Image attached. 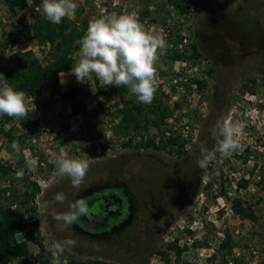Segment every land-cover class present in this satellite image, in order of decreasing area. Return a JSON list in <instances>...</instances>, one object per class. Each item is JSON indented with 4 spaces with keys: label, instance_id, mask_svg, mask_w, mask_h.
<instances>
[{
    "label": "rangeland",
    "instance_id": "374dc122",
    "mask_svg": "<svg viewBox=\"0 0 264 264\" xmlns=\"http://www.w3.org/2000/svg\"><path fill=\"white\" fill-rule=\"evenodd\" d=\"M75 2L77 9H84L83 16H88L89 21L112 13L136 12L146 28L158 30L168 26L166 48L156 64L155 94H164L166 116L184 108L188 117L196 118L199 134L195 145L186 151L172 146L186 153L181 156L152 149H125L120 146L124 137L112 130L118 120L119 100L99 96L97 87L103 84L95 76L86 82H78L71 72L61 76L64 90L82 89L90 118L87 122L81 115L68 118L69 107L50 95L49 84L45 82L43 90L34 96L36 110L30 112L33 119L39 121V127L47 128H39L38 137H34L36 142L26 141L22 151L28 147L36 150L43 162L39 177L44 186L40 187L35 204L46 251L53 260L55 254L67 261L165 264L157 251L175 241L183 249L182 260L190 264H220L211 263L208 258L228 232L237 243L233 258L240 264H264V147L259 145V141H264V0H192L190 9L183 15L172 10L168 0ZM21 13L26 15L23 24L18 20ZM1 19L7 31L17 35V43L23 44L19 52H31L38 59H45L46 48L28 39L32 22L28 9L10 17L7 8L3 7ZM72 20L77 21L76 14ZM182 31L188 32L191 43L204 59L169 58L172 53L190 54V49L187 54L176 50ZM11 53L10 47L0 50V74L9 67ZM78 54L74 55L75 64ZM184 62L187 67L199 65L201 81L206 83L203 92L198 88L193 91V79L173 84L177 76L183 77L181 65ZM209 69L212 70L210 75ZM248 78L256 79L255 83H247L254 92L241 93ZM177 86H182V90L176 89ZM176 102L179 107L174 106ZM225 126L238 129L234 138L239 147L229 155L218 150L224 138L221 129ZM10 127L20 130L18 119L7 120V116H0V162L4 164L14 161L2 134ZM158 130L145 132L144 137L154 139ZM139 137L133 139V143ZM207 153H213V156L204 167L199 166L198 161ZM72 157L87 158L90 163L78 188L72 186L69 177H61L57 171L58 159ZM209 167L220 172H216L219 177L216 183L205 191L203 186ZM24 177H28L27 181L12 178L14 188L21 193L28 183L37 184L30 179L27 170ZM239 179L247 181L241 191L237 186ZM220 180L224 183V193L219 186ZM0 184L6 185L5 182ZM119 184H124L130 191L134 206L130 222L115 232L103 236L87 235L75 229L73 224L67 225L56 219L58 214L69 211L70 205L88 188ZM57 193L64 194L63 202L55 199ZM234 199L253 205L258 220H241L236 216L228 205ZM23 238V233L18 235V240ZM204 239L207 245L194 246L196 241ZM69 240L75 241V245H67L65 242ZM57 242L63 245V252H56L54 244ZM29 249L30 263L43 264L37 257V248L31 245ZM168 255L167 264H176L175 254L170 252ZM228 264H234L233 260Z\"/></svg>",
    "mask_w": 264,
    "mask_h": 264
},
{
    "label": "trees",
    "instance_id": "16d2710c",
    "mask_svg": "<svg viewBox=\"0 0 264 264\" xmlns=\"http://www.w3.org/2000/svg\"><path fill=\"white\" fill-rule=\"evenodd\" d=\"M191 1L168 0L170 5L180 15L185 14L190 9ZM41 4L42 0H31V7L29 8L27 0H0V50L11 48L19 40L15 33L7 31L1 19L3 7L7 8L10 17H15L19 11L28 9L29 17L32 21L28 39L30 42H35L46 48V55L43 61L33 56L31 52H12L9 55V67L1 74L7 79L6 83L9 86L15 90L24 91L28 96L38 95L43 90L44 80L48 79L50 82V95L58 97L61 104L69 107L68 118L81 115L87 122L90 118L83 100L82 89L72 87L64 90L61 87V76L71 72L76 65L74 55L79 53V41L87 31L90 22L89 17L83 16V8H78L75 13L77 21H73L72 18H64L60 24H53L45 18L41 10ZM145 12L147 13V10ZM25 19V14H19L18 20L20 24H23ZM169 58L173 60L204 59L193 42L190 45V54L188 56L172 53ZM211 73L212 70L209 69L208 74L210 75ZM192 82L196 83L198 90L203 92L206 87L205 81L192 80ZM255 82V78H248L241 89V93L254 92L247 87V83ZM4 83L5 80L0 79V86ZM97 94L105 97L118 96L120 104L117 111L118 120L112 130L114 134L124 137V143L120 144L121 147L133 150L152 149L175 156L186 154L181 149H173V139L155 141L153 138L144 137L143 133L158 130L166 117L167 107L162 99L164 94H155L154 99L149 104L139 102L126 86L98 85ZM101 105V103H98L99 107ZM174 106L179 107L180 104L176 102ZM10 119L12 117L7 116V120ZM18 123L20 130L10 127L2 132L14 161L6 164L0 162V182L6 183L5 186L0 184V264H11L13 262L32 264L30 263L31 252L29 246L23 240H18V235L25 230L24 236H26L32 246L37 248V257L43 264H113L98 260L67 261L63 260L61 256L55 257L53 260L51 254L46 251L39 232L40 221L35 204V199L40 194L41 189L37 184L31 182L26 185L21 193L14 188L12 179L19 178L27 181L28 177H24L27 167L21 151L26 141L38 137L40 123L38 120L33 119L30 111L26 118L18 119ZM137 136H140L139 139L133 143V139L136 140ZM13 142L18 143L19 152L13 149ZM259 145L264 147V141H259ZM103 146L106 148L107 143L105 142ZM20 172H22V176H18ZM216 172H220L219 169L215 167L207 168V182L203 186L205 191H209L218 180L219 177H216ZM220 181L219 186L223 191L224 183L223 180ZM246 184V180L240 179L237 186L242 188ZM11 206H14V208H11ZM231 208L241 220H258L255 207L250 203L234 199L231 201ZM25 215L28 216L29 220L24 219ZM188 233L191 234L189 231ZM206 242L205 239L196 241L194 246L201 248L207 245ZM236 247L237 243L232 235L225 232L223 239L220 240L215 252L208 258V261L228 264L230 260H233L234 264H240L238 259L233 258V250ZM162 248L157 251V254L161 256L165 264L169 263L167 258L170 252L175 254L176 264H190L188 261L181 259L183 249L179 248L175 241L166 243ZM53 261L55 262L53 263Z\"/></svg>",
    "mask_w": 264,
    "mask_h": 264
},
{
    "label": "clouds",
    "instance_id": "9594fccd",
    "mask_svg": "<svg viewBox=\"0 0 264 264\" xmlns=\"http://www.w3.org/2000/svg\"><path fill=\"white\" fill-rule=\"evenodd\" d=\"M77 7L75 0H42L41 4L45 18L57 25L64 18H73ZM79 44V59L71 70L78 82H86L94 75L104 86H126L139 102H152L157 88L156 64L166 48L162 29L146 28L136 12L119 15L112 13L90 20ZM0 79L5 80L0 86V116L21 119L26 118L30 110L35 112L33 96L29 97L24 91L9 86L2 74ZM237 130L235 126L221 129L224 138L218 150L222 154L229 155L239 147L234 138ZM12 147L19 152L18 143L13 142ZM212 156L213 153H207L203 160L198 161L199 166L204 167ZM32 164H35V160ZM56 164L58 174L69 177L74 188L80 186L90 167L89 159L79 157L61 158ZM18 176H22V172ZM55 199L63 202L65 196L57 193ZM87 211V202L80 199L70 205L69 211L58 214L56 219L71 225L87 214ZM65 243L75 245L72 240ZM54 248L57 253L64 250L59 242L54 244Z\"/></svg>",
    "mask_w": 264,
    "mask_h": 264
},
{
    "label": "built area",
    "instance_id": "2783aa9c",
    "mask_svg": "<svg viewBox=\"0 0 264 264\" xmlns=\"http://www.w3.org/2000/svg\"><path fill=\"white\" fill-rule=\"evenodd\" d=\"M27 4H28V7L30 8L31 0H27ZM170 7L172 8V10L177 12L173 8V6H170ZM104 12L105 11L103 10L102 13ZM160 29L163 30V34L165 36L169 33L167 25H165L164 27L163 26L159 27L158 30ZM190 45H191V38L188 32L182 31L181 36H180V41L176 46V50L179 49L178 51H181L184 54H187V51L190 49ZM21 46H23L22 43L20 44L16 43L14 46L11 47L12 52L22 51ZM31 51L34 52L35 48H31ZM181 67H183L184 69L183 77L177 76V78L173 80L174 85L175 84L177 85L182 80L184 82L190 79H193L196 81L201 80L200 74L202 71L199 69L198 64L187 67L186 63L184 62L182 63ZM45 82L50 84L48 79H45L44 83ZM100 84H103V83L100 82ZM177 87L178 88L176 89L182 90V86H177ZM192 88H193V91L197 90L196 83L192 84ZM112 99H118V96L113 95ZM186 114H187V111L184 108L176 109L174 112H170L169 115H167L166 118L164 119V123L161 126V128L158 131H156L154 140L155 141H159V140L168 141V140L173 139L174 140L173 147L179 146L183 151H186L190 149L192 146H194L198 140V134H199L197 119L193 117H188ZM45 128L47 127L40 126V129L42 130ZM30 142L35 143L36 142L35 138L31 139ZM22 154H23V159L25 161V164L27 166V174L30 176V179H33L39 187H43L44 181L41 180V178L39 177V170L43 166V162L39 159L37 151L28 147L22 151ZM33 160H35V164H32ZM239 190L241 191V188ZM228 205L231 206V202H229ZM24 219L29 220L27 215L24 216ZM25 232L26 230L23 232V235L25 234ZM187 240L191 242L190 238H187ZM23 241L26 242L29 247L32 245L30 241L26 238V236H24ZM53 256L56 257L55 254Z\"/></svg>",
    "mask_w": 264,
    "mask_h": 264
},
{
    "label": "flooded vegetation",
    "instance_id": "af4514ba",
    "mask_svg": "<svg viewBox=\"0 0 264 264\" xmlns=\"http://www.w3.org/2000/svg\"><path fill=\"white\" fill-rule=\"evenodd\" d=\"M80 199L87 202L88 211L73 225L87 235L111 234L132 218L133 196L124 184L95 185L80 194L77 200Z\"/></svg>",
    "mask_w": 264,
    "mask_h": 264
},
{
    "label": "water",
    "instance_id": "95a60500",
    "mask_svg": "<svg viewBox=\"0 0 264 264\" xmlns=\"http://www.w3.org/2000/svg\"><path fill=\"white\" fill-rule=\"evenodd\" d=\"M118 203H120V201Z\"/></svg>",
    "mask_w": 264,
    "mask_h": 264
}]
</instances>
